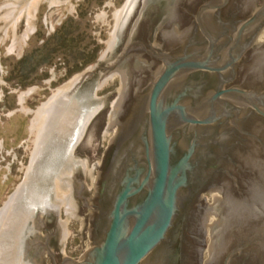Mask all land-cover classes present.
<instances>
[{"label":"water","instance_id":"95a60500","mask_svg":"<svg viewBox=\"0 0 264 264\" xmlns=\"http://www.w3.org/2000/svg\"><path fill=\"white\" fill-rule=\"evenodd\" d=\"M127 1L115 12L97 61L54 87L30 119L29 130H35V139L26 170L0 208V264H140L164 238L183 201L181 191L203 167L210 144L202 142L201 137H180L173 129L184 123L210 125L227 117L230 111L224 107L223 98L227 92L250 101L264 115L250 94L231 89L212 94L200 117H196L179 104L187 91L168 99L162 89L177 73L206 67V62L180 58L169 65L155 82L149 98L150 142L143 134L136 148L126 145L122 138L116 144L109 170L114 174L120 171L121 176L107 213L104 236L92 245L91 210L86 200L95 188L101 151L111 133L105 134L104 127L110 122L111 106L124 78L119 76L116 88L96 96L95 90L112 77L101 82L103 70L99 69L77 92L64 94L90 74L88 70L108 65L119 54L123 41H116L113 30ZM239 55L236 53L234 58ZM122 93L121 90L115 110ZM254 147L240 163L245 176L240 179L227 171L222 187L225 192L216 197L215 189L208 195L213 207L203 216L205 243L212 251L225 248L239 233H251L252 247L264 252V150L256 142ZM228 164L231 163L227 162V168L236 169ZM143 187L148 190L146 196L133 203L131 197ZM254 199L262 205L256 207ZM219 200L223 204L214 206ZM72 218L79 223L74 233L79 247L85 233L89 239L88 249L78 261L64 254L68 236L65 223ZM47 237L49 245L44 241Z\"/></svg>","mask_w":264,"mask_h":264},{"label":"flooded vegetation","instance_id":"af4514ba","mask_svg":"<svg viewBox=\"0 0 264 264\" xmlns=\"http://www.w3.org/2000/svg\"><path fill=\"white\" fill-rule=\"evenodd\" d=\"M113 32L118 43L124 42L119 54L108 65L88 70L90 74L64 94L77 92L99 69L103 70L101 82L115 75L124 78L111 106L110 122L104 127L105 134L111 133L101 151L95 188L86 200L91 210L92 245L104 236L121 176L120 171L114 174L109 170L116 144L122 138L136 148L143 134L150 142L149 98L169 65L180 58L206 62V67L177 73L162 89L168 99L187 91L179 104L196 117L212 94L231 89L250 94L252 102L264 111V0H128ZM236 53L240 55L234 58ZM121 90L123 98L115 110ZM223 98L230 111L227 117L210 125L184 123L173 129L180 137H201L210 144L203 167L181 191L183 201L164 238L140 264H264L263 249L252 247L251 233H239L225 248L214 251L205 243L203 214L213 207L208 195L215 189L216 197L225 192L227 171L240 179L245 176L240 163L245 154L254 151V142L264 150V115L235 92H227ZM227 162L236 169L227 168ZM147 192L143 187L131 201L139 203ZM253 202L256 207L262 205ZM220 204L223 201L214 206ZM48 239L44 238L47 245Z\"/></svg>","mask_w":264,"mask_h":264},{"label":"rangeland","instance_id":"374dc122","mask_svg":"<svg viewBox=\"0 0 264 264\" xmlns=\"http://www.w3.org/2000/svg\"><path fill=\"white\" fill-rule=\"evenodd\" d=\"M124 0H0V208L26 170L35 130L29 122L53 88L97 61ZM119 76L95 90L117 87ZM64 254L74 261L79 223L66 220Z\"/></svg>","mask_w":264,"mask_h":264}]
</instances>
